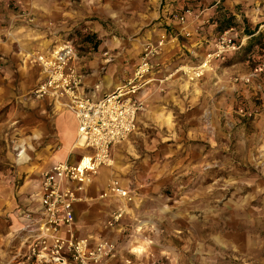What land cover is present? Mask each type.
Here are the masks:
<instances>
[{
	"label": "rangeland",
	"instance_id": "374dc122",
	"mask_svg": "<svg viewBox=\"0 0 264 264\" xmlns=\"http://www.w3.org/2000/svg\"><path fill=\"white\" fill-rule=\"evenodd\" d=\"M49 13L59 43L79 58L99 50L121 83L147 48L153 73L166 65L164 84L137 94L134 131L96 175L108 173L94 200L99 226L78 235L91 248L112 246L101 264H264V0H0L17 28L43 29ZM176 33L180 42L201 36L199 53L164 55ZM223 35L239 49L198 78L176 73L197 68ZM32 90L20 98L23 111L40 102ZM4 123L0 149L18 125ZM12 164L0 150V177L16 188L23 176ZM113 184L131 200L110 195ZM25 240L23 231L13 237L0 264H27Z\"/></svg>",
	"mask_w": 264,
	"mask_h": 264
},
{
	"label": "crops",
	"instance_id": "0c3cea01",
	"mask_svg": "<svg viewBox=\"0 0 264 264\" xmlns=\"http://www.w3.org/2000/svg\"><path fill=\"white\" fill-rule=\"evenodd\" d=\"M48 16L49 18L46 15L45 20L41 21L45 24L43 29L41 26L33 29L23 24L17 28L16 22H12L14 18L10 21L0 15V126L4 122L18 123L5 133L8 143L0 150L8 152L10 162L23 176L16 188L10 186L11 181H7L6 177H0V258L1 251L3 252L1 249L6 248L8 242L22 233L28 224L23 213H30L35 217L39 211L40 199L36 195L41 187V174L58 163L76 164L83 155L89 154V151L78 147L76 121L72 112L66 110L61 103L45 98L33 109L29 107L27 111H23L20 108L21 96L34 89L41 81L40 69L34 61L36 55L47 54L59 43L54 36L57 29L47 25L55 23L53 16L56 14L49 13ZM68 19L64 18L63 22ZM10 30L11 39L7 37ZM178 31L181 32V28ZM175 36L177 33L168 37L164 55L184 50L195 55L199 53L197 49L201 45V36L189 38L187 42H180ZM164 55L162 58H165ZM71 66L80 80V93L95 100L125 85L132 77L121 83L111 64L101 56L99 50L79 58L74 49ZM165 66L162 62L160 72H152L147 77L149 82L138 93L139 96L152 91L155 85L159 87L164 84L166 79L162 75L165 73ZM111 150L112 147L110 152ZM107 175V171L102 170L97 177L84 183L82 191L77 193L80 201L73 206V233L78 239H85L78 235L80 232L85 233L92 230V227L99 226L93 219L95 212L101 211L102 205L94 200L101 198V192L108 181ZM4 184L7 186H3ZM61 235L64 236V233L61 232Z\"/></svg>",
	"mask_w": 264,
	"mask_h": 264
},
{
	"label": "built area",
	"instance_id": "2783aa9c",
	"mask_svg": "<svg viewBox=\"0 0 264 264\" xmlns=\"http://www.w3.org/2000/svg\"><path fill=\"white\" fill-rule=\"evenodd\" d=\"M224 36L197 68H190L195 78L208 69L212 61L239 49ZM155 53L153 48L145 49L132 78L98 100L83 96L79 91L80 80L71 66L72 43L63 42L47 54L36 55L34 61L40 69L41 81L32 90L33 98L39 101L49 98L71 111L77 124V145L89 154L83 155L76 164L58 163L41 174V187L36 195L40 199L39 211L35 217L23 213L29 221L23 229L27 264H101L112 254L113 248L108 244L91 248L86 239L74 236L73 206L80 201L77 193L82 191L84 183L110 163L111 147L134 131L142 109L137 94L149 82L147 77L153 72ZM109 194L123 201L131 200L128 192L114 184L109 187ZM120 217L117 211L113 220Z\"/></svg>",
	"mask_w": 264,
	"mask_h": 264
},
{
	"label": "bare ground",
	"instance_id": "6f19581e",
	"mask_svg": "<svg viewBox=\"0 0 264 264\" xmlns=\"http://www.w3.org/2000/svg\"><path fill=\"white\" fill-rule=\"evenodd\" d=\"M181 70H184L186 73H188V74H190L191 73V69H189V68H181L180 70H177V72L176 73H178L179 71H181ZM205 71H207V68L205 69ZM73 115V114H72ZM74 118V117H73ZM23 153H24V151L23 152H21V155L20 156H22L23 155Z\"/></svg>",
	"mask_w": 264,
	"mask_h": 264
}]
</instances>
